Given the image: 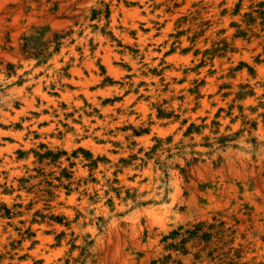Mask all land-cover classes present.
Here are the masks:
<instances>
[{
  "label": "rangeland",
  "instance_id": "rangeland-1",
  "mask_svg": "<svg viewBox=\"0 0 264 264\" xmlns=\"http://www.w3.org/2000/svg\"><path fill=\"white\" fill-rule=\"evenodd\" d=\"M0 264H264V0H0Z\"/></svg>",
  "mask_w": 264,
  "mask_h": 264
}]
</instances>
